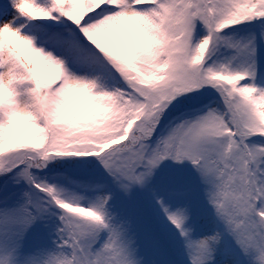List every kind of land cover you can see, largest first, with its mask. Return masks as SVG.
Wrapping results in <instances>:
<instances>
[{
	"label": "snow or ice",
	"instance_id": "snow-or-ice-1",
	"mask_svg": "<svg viewBox=\"0 0 264 264\" xmlns=\"http://www.w3.org/2000/svg\"><path fill=\"white\" fill-rule=\"evenodd\" d=\"M0 264H264V0H0Z\"/></svg>",
	"mask_w": 264,
	"mask_h": 264
}]
</instances>
